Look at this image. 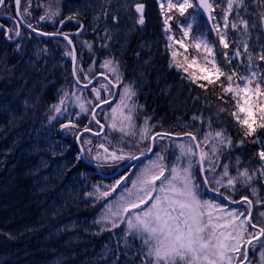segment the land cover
<instances>
[{"label": "trees", "instance_id": "trees-1", "mask_svg": "<svg viewBox=\"0 0 264 264\" xmlns=\"http://www.w3.org/2000/svg\"><path fill=\"white\" fill-rule=\"evenodd\" d=\"M142 1L146 4L150 16H148V24L146 23L138 31H143V36L151 39L153 45L150 53L146 57L143 54L139 56L137 62L147 66L149 76L152 71L155 73L157 68L160 69L161 74L156 75L153 84L147 88L151 95L147 96L142 92L138 93L135 109L128 110L129 120L124 119V122L118 123L115 127H113L114 123H111L110 126L114 128L119 136V139H117L118 143L114 142L112 144L123 147L120 143L126 142L129 148H132V151L136 153L135 155H139L148 147V140L155 133L165 132L180 135L182 134V129L178 126L179 122L186 121L191 123L195 126L193 136L197 138L196 142L199 145L200 153L206 154L202 164L204 175L209 181L207 184L209 190L219 195L222 194L221 196L228 197L232 201H239L247 197L253 202L251 205L253 207V217L264 221V217L260 216L261 211H264V176L261 175V165H264V160H261L259 155L261 151H264V128L259 127L261 123H264L260 119L264 113H261L258 107L253 109L250 122L254 121L253 127L256 130L251 135H245L247 126L238 123L235 116L232 115L235 112L237 116L243 119L244 113L240 112L236 107V100L233 98V94H225L220 86L222 82L227 86L228 81L225 77H220L217 80L215 75H209V79L213 80L214 83L209 84L208 80L205 79H199L193 83L190 79L192 73L197 76L205 75V73H201L196 67L188 68L187 73L184 72L183 68L177 70L172 56L174 51L177 52L175 62L182 64L185 68L194 58L197 65H205L207 53L202 48L198 51L192 47L194 43L193 37L195 36L199 39L200 36L213 49L214 57H207V59L214 58L215 62L221 65L226 73L235 72L237 74L233 76V86L243 84L240 79L241 76H250L251 69L249 65L252 62L255 78L260 80L264 76V60L260 59L263 56V46L258 50L259 57L257 59L252 60L249 54H247L250 56L249 60L243 58L244 55L241 56L244 46L247 47V50L249 47L253 48L254 53H256L257 44L255 46L253 43L256 38L253 32L249 31L250 28L259 26L255 10L256 6L252 4V0H239L236 13L231 18L232 24L231 26L228 25L227 28L225 41L229 47L225 48L223 44H220V39L214 40L209 31L207 29L204 30L203 26L197 28V32L192 29L189 36L185 38L181 28L185 22H188V15L185 13L184 16H180L175 8L171 10L168 8L165 13L173 37L172 41H169L166 34L161 33L160 17H158L155 10L156 7L153 0ZM247 16L248 18L245 20L247 25L239 30L238 23ZM233 24L236 25L235 28L232 27ZM181 40L186 45L187 51L177 43V41ZM261 40L262 37L260 38ZM139 41V39L136 42L132 40L131 45H136ZM156 43H159L158 49L156 48ZM237 52H239V55H236ZM182 54V58L178 60ZM185 57H187V62ZM4 62H6V66H9L8 60H4ZM170 65L173 66L170 67ZM207 66L211 67L210 64ZM35 72L36 74H31L29 77H32L33 79L31 80L35 79L37 83H41L43 86L46 85V81L43 79L39 80V76L51 77L56 74V72L47 73L45 71L41 72V70ZM9 75V73L1 72L0 66V96L21 87V80H19L18 83L8 88L5 79ZM69 80L70 75L65 74L63 79H54L51 86H49V97L45 98L42 105L47 106V109L52 107L50 116H57L53 112L56 107L54 105L62 108L70 101L81 97L80 90L76 89L71 82L67 85ZM60 84H65L62 89L58 87ZM200 85H204V87ZM177 94L178 98L176 99ZM90 96L93 97V100L96 99V95ZM82 97H86V100L92 103V100L87 95H82ZM143 100L145 103L144 108H138ZM259 102L264 103V96L259 97ZM31 127L32 125L27 121L21 122L19 126L15 123L6 126L0 118V146L1 141H6L13 133L27 134L30 132ZM107 129L108 126H106V131ZM217 132H221L223 137L230 139L231 145L221 143L220 139L215 135ZM205 137L207 138L205 139ZM88 138L90 137L85 136L83 138V147L91 143V139L88 140ZM154 143L157 150L159 148V152L164 155L165 163L169 165V169L174 166L180 171L189 162L187 154H182L181 146L186 152L191 147L190 140L179 141L157 138ZM7 144L10 158L5 156L4 160H2L0 156V206L9 207L6 212L10 215L7 217L8 215L5 216L4 213H1L3 210L0 211V264H94L97 245L94 235H88L81 243L65 245L64 243L67 242L64 234L52 238L48 233L53 229H60V226L73 216L84 218L101 207L107 209V203L116 197L111 191L114 185L117 184L115 183L116 180L102 181L95 190L93 204L87 208L79 209L70 206L64 210H59L54 203H51L52 199L42 202V196L36 197L34 195L31 184L21 180L26 171L24 163L21 157H18L16 151L20 143L16 142L14 146L10 142H7ZM85 152L96 164L101 163L103 158L100 152L95 153L86 148ZM120 156L126 157L124 154ZM124 158L111 161L110 167L114 168ZM104 161L108 162L105 159ZM225 167L228 171L227 176L223 175ZM245 170L248 171L249 175L253 176L251 181H246L245 177L241 175ZM229 178L233 180V185H228ZM197 179L199 181L197 188H199V192L202 191L200 193L202 201H208L213 204H217V202L223 203L222 199L207 193L200 179ZM215 180H222V185L216 184ZM104 192H109V195L105 197L102 195ZM234 208L240 214L245 212L246 208L248 209V205L241 203ZM226 209L231 210L228 206ZM11 217L19 218L20 220L13 223V220H10ZM121 221L124 222L121 223ZM115 222L119 227L114 228L112 221H110L109 224H111L112 229L120 230L127 227L125 224L126 217L123 215ZM213 222H217L214 217ZM245 228L247 231L244 234L248 236L247 239L249 238V233H257L248 226H245ZM128 234L130 232L127 231L125 235ZM246 241L245 243H247ZM261 243H264V236L250 245L248 261L245 264H257V262L258 264H264V247L260 246ZM244 245L241 246V253ZM71 254L77 256L74 259H68L67 257ZM220 264H223V262L220 261Z\"/></svg>", "mask_w": 264, "mask_h": 264}, {"label": "rangeland", "instance_id": "rangeland-1", "mask_svg": "<svg viewBox=\"0 0 264 264\" xmlns=\"http://www.w3.org/2000/svg\"><path fill=\"white\" fill-rule=\"evenodd\" d=\"M45 1L35 0V8H33L35 9V18L37 20L40 19L43 23L57 24L60 19L59 14L62 13L63 18L71 17L73 19L74 17H78L84 24L85 30L79 36L76 48L80 51L82 60L85 63L83 65H86L85 68L88 72L94 71L92 74H95L96 70L101 72L103 71L102 69L116 68L118 74H121L123 73V68H126L129 70L130 81L141 84L145 80L146 72L144 73L142 68L144 65L136 61L138 55H134L132 51L128 52V47L131 45L132 40L133 42H136L138 39L142 41L138 45V52L141 53L152 45V40L144 37L143 31H138L146 23L148 24L147 14L149 11L145 12L143 25L138 22L139 17L132 13V7L135 4H144L141 0H61L57 5L54 3V0H51L52 3H45ZM218 1L219 5L223 3L222 1L225 2L226 14L231 11L229 9V0ZM154 2L156 11L162 18L161 24L163 25V31L168 33V36L171 38L168 28L169 22L167 25L165 24V20H168L165 19V9L167 7L166 3H169V0H154ZM172 2L177 3L179 0H172ZM212 2L214 3L215 0H210L211 5ZM234 2V0H231L232 6ZM162 4L163 7H161ZM261 6L264 7V0L261 2ZM188 10L190 11L189 14L191 15L193 24H196V21H199L196 17V9L192 7ZM215 14L219 15V12L217 11ZM41 17H44V19H41ZM220 18L221 20L224 18L221 9ZM213 19L215 20V29L218 27L223 31L222 26L217 22L215 16ZM19 51L20 53H25L23 54V57H26L25 61L21 58H15L20 63L16 65L9 63L8 68L5 64L6 62H4L8 58L7 50L0 47V66L5 68L6 73L10 74L5 79L7 87H12L19 80H21L22 84L17 90L4 93L5 95L0 96V118L6 126L14 123L19 126L21 122L27 121L34 128L28 139L22 137L23 134L16 132L4 141L1 144V159L4 160L5 156H9L10 158L7 142L12 143V146L16 142H22L18 147L21 149L18 152V157H21L24 163V169L26 170L23 176L30 178L32 181L31 188L34 191V195L36 197L42 196V202H47L49 199H52L51 203H54L59 210H64L70 206L85 209L93 203L95 190L100 183L94 177L93 172L77 162V154L68 140V137H71L70 132L67 133L65 130H60V128L65 125L83 127L88 121L89 115V112L87 114L86 108L91 110V106L80 95V98L70 101L71 105L67 107L61 108L54 105L56 107L53 112L57 116H50L52 107L47 109V106L42 105V103L45 101V98L49 97L48 88L53 81L43 86L41 83H37V81L32 82L33 80H29L25 75L29 73L33 74L30 69L35 66V62L41 59L42 56H48L51 59L54 58V64L56 66L63 65L59 64L58 59L55 58V50L49 46L44 47V42H40L36 38L23 39ZM125 55H127V59H124ZM81 68L84 69L83 67ZM86 95L93 100L92 96ZM81 104L86 106L84 108L85 111L81 110ZM57 108L59 111L56 110ZM121 108L120 105H114L108 108V110L102 111L99 114L100 122L107 123L109 118H113L110 115L117 114ZM113 109H115V112ZM180 125L186 130H193L192 126L187 123ZM112 131L113 129L110 127L107 137L101 138L98 143L108 147L109 150H116L117 148L109 143L110 138L115 136V132L112 134ZM154 153L149 160L150 162L141 166L142 169L140 172H146L153 167V162L157 160L160 152ZM189 155L192 160L194 155ZM188 166L185 165L184 168ZM137 170L133 171V169H130L123 179L118 182L120 187L116 188V191L113 192V195L118 197L113 203L108 205L107 209L101 207L89 217L79 218L78 216H73L60 229H53L48 235L56 238V236L64 234L65 241L67 242L64 243L65 245L81 243L88 235H94L97 243L94 264H141L143 258L142 250L146 252L149 246L143 243L139 234L133 233L125 235L127 233V227L116 230L112 229L111 224H109L110 221H114L113 219L119 216L113 215V213L121 205L127 203L129 200H135L137 195L143 196L142 192L139 194L138 189L134 191L129 190V185L132 178L135 177ZM191 170L194 172L193 165ZM182 171H178L177 174L180 175ZM157 184L159 185V181ZM157 194L159 193H153V196ZM126 195L127 201L122 203ZM199 198L201 199L202 196ZM152 202L149 201L146 208V205H142L140 209L127 213L129 219L134 220L135 215L142 214L146 211ZM8 208L7 206H0V211L3 210L1 213H4L5 216L8 215L7 217L10 215L6 212ZM227 212L230 211L224 213L216 211L215 214L223 215L225 220H227L230 219V217H227ZM234 213L238 216L237 223L245 220L238 212ZM10 220H13L12 222L14 223L20 219L11 217ZM125 224L127 225V222ZM228 230L220 229L218 231ZM225 242L234 244L235 240L229 239ZM231 253V250H228L226 256L232 257L231 264H234L238 261L240 252L234 253V256ZM75 256L77 255L71 254L67 258L74 259ZM226 264H228L227 260Z\"/></svg>", "mask_w": 264, "mask_h": 264}, {"label": "snow or ice", "instance_id": "snow-or-ice-1", "mask_svg": "<svg viewBox=\"0 0 264 264\" xmlns=\"http://www.w3.org/2000/svg\"><path fill=\"white\" fill-rule=\"evenodd\" d=\"M4 3V0H0V5ZM17 6L20 4V0H15ZM169 10L175 8L180 16H184L189 8L193 7L192 0H179L177 3H173L169 0L168 3ZM201 8L205 11H210L212 5L207 2V0H200ZM163 7V4L161 5ZM231 0H229V9H231ZM143 4H137L135 7V12L140 13L139 23L144 24L143 18ZM44 19V17H41ZM227 20V17H225ZM168 20H165L167 25ZM2 27V26H0ZM31 27V25H29ZM233 28L236 27L235 24L232 25ZM193 29L192 22H185L181 30L184 33V37L187 38L189 33ZM35 31V29H33ZM167 30V29H166ZM217 31L219 28L217 27ZM43 35V33H41ZM18 37L21 35L19 31L15 32ZM68 40V37H64ZM171 39V38H170ZM194 43L192 47L196 50H200L203 46L204 52L207 53V57H214L213 49L209 47L208 43L202 39H197L193 37ZM69 44L72 43L71 40L68 41ZM181 48L187 51L186 45L183 41H177ZM220 44H223L225 48L229 45L225 41L224 35L220 36ZM178 53L173 52L174 66L177 70L183 68L184 72H188V68L196 67L201 73L205 75L197 76L195 73L190 75V79L195 83L199 79L208 80L209 84L214 83L213 80L209 79V75H215L216 79L219 80L220 77H225L228 81L227 86L221 83V87L225 94L232 93L233 98L236 100V107L240 112L244 113L243 119L237 116L235 112L232 113L235 116L238 123L247 126V131L245 135H251L255 132L253 127L254 121L250 122V118L253 115V109L259 108L261 113H264V103L259 102V97L264 96V76L257 82H255L254 87L253 79L249 76H241L240 79L243 84H236L233 86V76L237 75L235 72L226 73L221 65H218L214 58L207 59L205 57L206 63L203 66L197 65L196 59L194 58L191 63H188L187 68L182 64L175 62V57ZM227 56V54H225ZM239 55V52L236 53ZM73 59H75L73 57ZM264 60V56L260 57ZM230 60V58H229ZM187 62V57H185ZM211 65L209 68L207 65ZM173 65H170L172 67ZM255 76V72H253ZM119 79V77H117ZM79 83V81H77ZM204 87V85H200ZM87 87V85H85ZM96 91V89H93ZM126 94H132L129 89H125ZM97 98H99V92L97 91ZM107 102V101H105ZM81 110L85 111L83 104H81ZM59 111V109H56ZM115 112V109H113ZM93 118L94 114H93ZM130 119V117H128ZM261 121H264V115L260 117ZM99 123V121H97ZM75 127V125H71ZM68 127V125H65ZM103 127V125H101ZM115 127V125H113ZM260 128H264V123L259 125ZM89 131V129H85ZM163 138L167 134H158ZM191 135V134H189ZM216 137L220 139L221 143H227L231 145V140L223 137L221 132H217ZM207 137H205L206 139ZM157 137L153 136L152 140L156 141ZM191 139L195 141L196 136H191ZM101 147H103L101 145ZM199 147V145H197ZM162 148V146H161ZM182 148V154H192L194 155L192 148H188L186 152ZM152 151V148H149ZM107 152V149H105ZM155 154V153H154ZM206 154H201L200 160L203 161ZM260 159L264 160V151L259 153ZM99 158V157H97ZM112 159H123V156H117L115 153L111 154ZM135 159V157H131ZM192 162L189 161V166L184 168L182 173L178 175V169L174 166L170 167L165 163V157L162 152L158 155L157 160L153 162V167L148 169L143 178L140 180L139 192L143 193V196L137 195L135 200H129L127 203L123 204L113 213V215H120L121 212L127 214L134 212L136 209H140L142 205H147L149 201H153L151 206L147 208L142 214H136L134 220L128 219L127 229L130 234H139L145 245H148L146 252H143V258L141 264H219L220 261H228L231 264L232 257H227L226 253L228 250L233 252H240L241 241L245 240L244 233L247 231L245 225H250L252 229L259 228V232L256 234L249 233V238L247 239L248 244H252L253 239H258L260 236H264V221L253 217L251 211L245 209V212H241L239 215H245L246 219L237 223L238 216L234 212H227V217L230 219L225 220L223 215H218L215 217L217 222H213V211H219L224 213V209L217 204L209 203L208 201H202L198 197L197 186L199 181L195 179V174L191 170ZM166 171H169V175H165ZM224 176L228 175L227 168L225 167ZM246 179V181H251L253 179L252 175H249L248 171L245 170L241 173ZM261 175L264 176V165H261ZM159 181V185L157 182ZM209 181L205 177L203 179V184H208ZM216 184L222 185V180H215ZM228 185H233V180L228 179ZM120 187L118 183L114 186L111 191L115 192L116 188ZM137 185L134 183L133 188ZM255 191V189H253ZM159 193L153 196V193ZM105 197L109 195V192L102 193ZM131 195V193H129ZM222 195V194H221ZM228 199V197H225ZM249 206L252 205V201L247 197L243 198ZM111 211V209H110ZM207 216V219H205ZM261 217H264V211L260 213ZM225 221V222H220ZM124 221H121L123 223ZM113 227H119V225L112 221ZM218 229H229L228 231H218ZM235 240L234 244H228L226 240ZM261 247H264V243H261ZM242 260L241 264H245L248 259V252L245 250L241 253Z\"/></svg>", "mask_w": 264, "mask_h": 264}, {"label": "water", "instance_id": "water-1", "mask_svg": "<svg viewBox=\"0 0 264 264\" xmlns=\"http://www.w3.org/2000/svg\"><path fill=\"white\" fill-rule=\"evenodd\" d=\"M195 2H196V5H197V7H198V9H199V13L201 14V16L205 19V21H206V23L208 24V26L209 27H211V22H210V16H209V11H205L203 8H201L199 5H200V0H195ZM208 2V1H207ZM135 10V9H134ZM139 15H140V13H138ZM31 31V30H30ZM31 32H33V33H35V34H39V35H42L41 33H36V32H34V31H31ZM42 36H46V35H42ZM67 42H68V40H66ZM69 43V42H68ZM73 57H74V54H73ZM74 60L75 59H73V63H72V74L74 75V71H73V68H74ZM94 81V80H93ZM92 81V82H93ZM75 83H76V85H78V86H81V85H79L78 83H77V81L75 80ZM91 85V83L90 84H88L87 85V87H89ZM115 97H116V90H115V92H114V95H113V97H112V99L110 100V101H108V102H111V101H113L114 99H115ZM103 104H106V103H103ZM103 104H100V105H98L95 109H94V111H93V113H92V118H93V114H94V112L99 108V107H101ZM77 141V140H76ZM78 150H79V154H80V157H82V152H81V149L78 147ZM146 156H148V155H146ZM139 158H141V157H137V158H135L134 160H132V161H130L129 163H127L125 166H123V167H121L120 169H118L113 175H111V176H109V177H113V176H115V175H118L123 169H125L126 167H128L130 164H132L135 160H137V159H139ZM88 163V162H87ZM89 164V163H88ZM260 238V237H259ZM258 238V239H259ZM258 239H254V240H258Z\"/></svg>", "mask_w": 264, "mask_h": 264}, {"label": "bare ground", "instance_id": "bare-ground-1", "mask_svg": "<svg viewBox=\"0 0 264 264\" xmlns=\"http://www.w3.org/2000/svg\"><path fill=\"white\" fill-rule=\"evenodd\" d=\"M128 50L129 51H132V52H138L139 51V48H138V46L137 45H130L129 47H128ZM134 88H137L140 92H142L144 95H147V96H149V95H151L150 94V92L147 90V88H149V87H146V88H144V89H141L140 87H136V86H134ZM151 88V87H150ZM178 98V94H177V97H176V99ZM151 99V98H150ZM137 105V104H136ZM140 105V104H139ZM25 174V173H24ZM22 178L23 179H21V180H23V181H27L28 183H32V181L30 180V178H28V177H25V176H22ZM258 263V262H257Z\"/></svg>", "mask_w": 264, "mask_h": 264}, {"label": "flooded vegetation", "instance_id": "flooded-vegetation-1", "mask_svg": "<svg viewBox=\"0 0 264 264\" xmlns=\"http://www.w3.org/2000/svg\"><path fill=\"white\" fill-rule=\"evenodd\" d=\"M1 16V15H0Z\"/></svg>", "mask_w": 264, "mask_h": 264}]
</instances>
